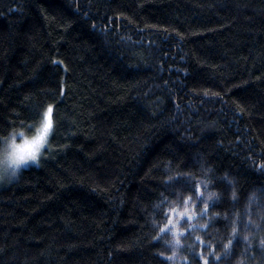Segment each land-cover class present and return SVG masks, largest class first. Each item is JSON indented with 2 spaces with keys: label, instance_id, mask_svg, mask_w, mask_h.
Here are the masks:
<instances>
[{
  "label": "trees",
  "instance_id": "16d2710c",
  "mask_svg": "<svg viewBox=\"0 0 264 264\" xmlns=\"http://www.w3.org/2000/svg\"><path fill=\"white\" fill-rule=\"evenodd\" d=\"M50 105L39 166L0 186V264H198L197 236L264 264V0H0V140ZM178 173L209 181L194 230Z\"/></svg>",
  "mask_w": 264,
  "mask_h": 264
},
{
  "label": "snow or ice",
  "instance_id": "6c2138e0",
  "mask_svg": "<svg viewBox=\"0 0 264 264\" xmlns=\"http://www.w3.org/2000/svg\"><path fill=\"white\" fill-rule=\"evenodd\" d=\"M52 112V106H49L48 112L45 113L46 117V123L49 128H51V120L48 118L49 113ZM261 171H264V163H262L259 166ZM168 187H176L179 186L181 191L176 192L173 191L170 193V195L176 196L178 201H181L184 204V207L178 212V217L182 218L183 222L187 224L188 228L195 229V226L191 223L196 216L197 213L195 211L196 207H199V202L203 200L204 207L200 209V212L204 215H207V210L209 208V204L207 200L204 198L202 193V188H207V185L209 181H197L193 179L191 174H180L178 173L175 177L169 176L167 178ZM184 192L190 193V195L185 196ZM209 197L215 195V193H209ZM233 201L237 200V194L235 191L232 193ZM256 199V194L253 193L252 196L249 197V205L246 206L243 213H237L236 219L232 220V229L231 233L229 235V238L227 242L223 244L225 251V254H227V251H230L233 244L237 241L238 237L240 236V229L238 227V221L240 223H243L244 228L247 229L249 226H254L258 230L262 227V224L252 219V210H251V204ZM168 203V198L163 197L161 205L158 207H162L163 204ZM188 205H193V207H188ZM172 212H176L177 210L175 208L171 209ZM247 216L248 219L244 220L243 216ZM219 213H215L213 218H210V221L216 217H219ZM225 219H227V216H225ZM260 219L264 221V212L260 213ZM173 224V217H168V225ZM168 225H165L164 227H168ZM210 226V223L201 224L199 227L203 229L205 232L207 231V228ZM155 239V238H154ZM196 240L201 244V251L197 254L198 264H219L222 257L215 253V247H219V242H214V244H209L208 241L203 240L200 236L196 237ZM243 240L245 242L250 241L249 235H244ZM180 241L177 240V243ZM260 245L262 248H264V239H261ZM204 249H208L207 254L205 253ZM161 255H163L161 253ZM170 259V258H169Z\"/></svg>",
  "mask_w": 264,
  "mask_h": 264
},
{
  "label": "clouds",
  "instance_id": "9594fccd",
  "mask_svg": "<svg viewBox=\"0 0 264 264\" xmlns=\"http://www.w3.org/2000/svg\"><path fill=\"white\" fill-rule=\"evenodd\" d=\"M51 128L43 122L34 130L20 127L10 130L0 140V181L18 178L28 164L39 166L43 150L48 144ZM173 242L177 240L173 238Z\"/></svg>",
  "mask_w": 264,
  "mask_h": 264
},
{
  "label": "rangeland",
  "instance_id": "374dc122",
  "mask_svg": "<svg viewBox=\"0 0 264 264\" xmlns=\"http://www.w3.org/2000/svg\"><path fill=\"white\" fill-rule=\"evenodd\" d=\"M46 112H48V110H46L45 112H44V116H43V120H42V122H41V124L43 123V122H46V117H45V113ZM50 114V113H49ZM49 119H50V115H49V117H48ZM51 120V119H50ZM40 124V125H41ZM29 165H34V164H28V165H26L25 167H27V166H29ZM13 180V179H12ZM11 181V180H10ZM9 181L8 180H5V181H0V186H2V185H4V184H6V183H8Z\"/></svg>",
  "mask_w": 264,
  "mask_h": 264
}]
</instances>
